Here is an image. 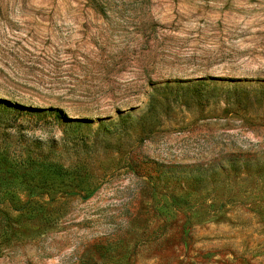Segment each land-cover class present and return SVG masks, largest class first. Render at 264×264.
<instances>
[{"label":"rangeland","instance_id":"obj_1","mask_svg":"<svg viewBox=\"0 0 264 264\" xmlns=\"http://www.w3.org/2000/svg\"><path fill=\"white\" fill-rule=\"evenodd\" d=\"M0 264H264V0H0Z\"/></svg>","mask_w":264,"mask_h":264}]
</instances>
